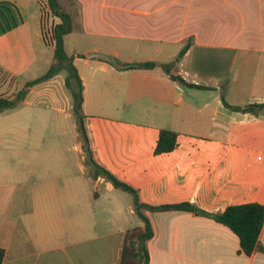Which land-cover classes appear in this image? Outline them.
Returning a JSON list of instances; mask_svg holds the SVG:
<instances>
[{
	"label": "crops",
	"instance_id": "0c3cea01",
	"mask_svg": "<svg viewBox=\"0 0 264 264\" xmlns=\"http://www.w3.org/2000/svg\"><path fill=\"white\" fill-rule=\"evenodd\" d=\"M39 1L0 0L10 3L20 20L0 34V72L18 80L19 87L29 82L26 77L39 59L35 47L43 54L46 46ZM73 2L78 13L67 12L72 32L64 37V50L68 36L99 41L72 58L82 83L81 115L92 161L134 189L141 204L195 209L141 210L153 232L146 242L148 264H264L263 253L244 255L234 233L196 213L264 205V109L255 115L223 104H264V0ZM31 6L38 7V31L31 25ZM189 40L167 74L161 65L173 62ZM132 55L144 58L133 61ZM110 57L118 62L111 64ZM145 62L157 66L124 68ZM170 75L204 89L181 85ZM64 79L57 75L33 86L14 110L39 115V123L44 117L60 118L62 135L72 119L69 131L76 143L61 155L70 164L65 152L82 162L87 156ZM160 130L176 133L177 146L155 155ZM7 178L0 182L2 264H41L43 257L47 264H120L126 234L143 228L131 195L94 177L92 165L86 181L73 174L40 177L36 193L19 191L23 182ZM125 208L141 225L124 229ZM98 210L107 217L101 234L98 224H91ZM259 242L264 247V225Z\"/></svg>",
	"mask_w": 264,
	"mask_h": 264
},
{
	"label": "trees",
	"instance_id": "16d2710c",
	"mask_svg": "<svg viewBox=\"0 0 264 264\" xmlns=\"http://www.w3.org/2000/svg\"><path fill=\"white\" fill-rule=\"evenodd\" d=\"M43 4L39 1V7L41 12V32L42 39L46 46L53 47V62L49 66L48 70L41 77L25 83L22 89H20L13 98H6L0 96V114L14 110L18 108L24 101L27 92L33 86L47 81L59 73L65 75L64 83L66 89L71 94L74 103V113L76 116L77 129L80 134L83 151L87 158L86 161L94 168V177L101 176L108 180L114 188L120 189L131 195L134 210L139 219L143 223L142 229H134L129 231L125 237V246L122 253V259L120 264H148V253L146 249V242L153 236L151 225L147 218L142 214L141 210L150 212L156 211H168V210H195L194 207L188 204L172 205V206H161V207H150L139 203L137 192L126 185L125 183L117 180L108 171L98 167L92 161L90 157V149L88 145V139L85 133L83 125V116L81 115L82 105V83L79 78L76 68L72 64V59L67 57L64 50V37L72 32V19L71 16L64 12L58 0H46L47 12L54 19L59 22L52 25L47 31L43 21ZM0 15L6 17L8 20L4 25L0 24V34L9 31L17 26L20 22L17 19L14 7L8 2H0ZM43 16V17H42ZM49 33V34H48ZM190 45V40L183 47L177 58L170 64L161 65V68L167 73H170V69L178 63L180 58L184 55ZM111 64H116L115 60H108ZM157 65L153 62L127 64L124 66L126 69H152ZM2 73V72H0ZM3 74V73H2ZM171 79L179 82L181 85L195 87L186 84L180 77L170 75ZM204 89V87H195ZM223 104L226 108L241 112L257 114L259 111L264 109V104H250L245 107H231L224 100ZM177 146V134L169 130H160L158 139L154 149V154H165L172 152ZM199 215L207 216L213 219L215 222L227 227L232 233H234L239 241L240 252L246 256H250L255 252L264 254V247L259 242V235L264 225V205L257 203H249L243 205H234L227 207L223 213L218 215H209L203 212H196ZM5 260V250L0 248V264Z\"/></svg>",
	"mask_w": 264,
	"mask_h": 264
},
{
	"label": "rangeland",
	"instance_id": "374dc122",
	"mask_svg": "<svg viewBox=\"0 0 264 264\" xmlns=\"http://www.w3.org/2000/svg\"><path fill=\"white\" fill-rule=\"evenodd\" d=\"M41 2H45L44 7L42 6L44 8V17H42L45 30L47 29L48 31L52 25H54L56 20L48 14L46 0H41ZM58 2H61V5L63 6L62 10L64 12H71L73 15L78 13V9L73 0H59ZM27 10L30 12V18H34L31 25L37 30V18L39 14L38 7L31 6ZM7 21L6 17L4 18V16L0 15V24L4 23L5 25ZM65 39V53L67 57L71 59L77 54L82 56V52L86 51V49L97 46L99 43V41L78 38L76 35L68 36ZM40 42L42 45V39ZM35 49L39 59L35 63L33 68L34 71L26 77L28 81L43 75L48 70L53 60L52 47H43V54L39 53L38 46L35 47ZM128 58L136 61L144 57L132 55ZM110 59L117 61V59L111 57L108 60ZM58 75L64 74L59 73ZM17 83L18 80L16 81L13 77H10L5 73H0V88L1 86L7 87V91L3 88L0 89V96L5 97L8 93L10 94L12 92V96L14 97L15 94L23 88L19 87ZM29 101H31V96ZM22 109H27V112L31 111L30 107L22 106ZM19 113V111L14 110V112L12 111L8 115L0 117V182L7 181L8 176L13 177L23 182V185L20 187L21 190L19 191L25 193H36L39 192L40 177L64 176V174L71 176L73 174L75 177L86 181L87 176L91 171V165L86 160L82 162L80 157L73 152H65V154L70 157V164L64 163L63 159H61L64 147L70 148L76 143L72 132L69 131L74 121L72 119L70 120V128L67 129L64 127L66 135H62L61 129L57 128L59 121H62L60 118L44 117L43 121L39 123V115H30L28 113L20 115ZM39 126L41 133L39 132ZM76 133L79 134L78 130H76ZM5 159H7L6 162ZM72 159L75 162L74 165L71 163ZM11 190L13 189L9 188L7 191ZM89 202L94 204L92 199H89ZM76 218L80 217L76 216ZM106 218V216L100 215L99 210L97 215L92 217V227L94 228L96 224H98V227H96L100 234L104 232L105 226L103 225L106 223ZM121 225L124 226L125 230H130L138 225H141V222L136 215L130 214L129 210L125 208L123 224ZM40 263L47 264L44 257L40 259ZM134 264L137 263L135 262Z\"/></svg>",
	"mask_w": 264,
	"mask_h": 264
},
{
	"label": "built area",
	"instance_id": "2783aa9c",
	"mask_svg": "<svg viewBox=\"0 0 264 264\" xmlns=\"http://www.w3.org/2000/svg\"><path fill=\"white\" fill-rule=\"evenodd\" d=\"M42 4H43V7H44V5H45V2H44V3L42 2ZM46 14H47V12H46Z\"/></svg>",
	"mask_w": 264,
	"mask_h": 264
}]
</instances>
